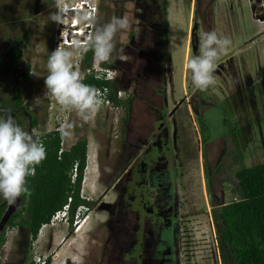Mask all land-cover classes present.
I'll use <instances>...</instances> for the list:
<instances>
[{
  "label": "rangeland",
  "instance_id": "374dc122",
  "mask_svg": "<svg viewBox=\"0 0 264 264\" xmlns=\"http://www.w3.org/2000/svg\"><path fill=\"white\" fill-rule=\"evenodd\" d=\"M147 1L138 7V0H97L98 23L113 16L130 21L127 31L116 34L114 53L123 49L126 56L117 66L116 80H132L128 86L133 99L123 138L112 136L107 114H96L82 125L95 127L105 147H116L110 160L99 156L103 181L113 185L106 191L109 198H91L85 234L90 243L86 259L77 264H218L209 209L237 196V168L264 160V0H171L166 45L160 41L158 0ZM55 10V0H0V50L12 37L29 31L19 62L2 60L0 118L9 110L17 123L21 120L17 111L23 108L11 104L9 90L15 79H21L23 97L38 121L27 127L29 113L23 111L26 118L19 125L31 133L58 121L47 112L44 94L47 60L53 51L54 22L48 15ZM137 12L144 15L142 23ZM130 31L134 43L129 41ZM207 31L231 43L217 62L215 84L200 91L191 83L186 63L200 54L201 36ZM76 58L72 62L78 67ZM181 80L186 84L183 90ZM168 85L170 95L174 92L171 100L176 99L173 106L180 102L173 122L182 128L177 126V135H172V130L162 127L145 137V123L139 121L150 116L156 125L161 123ZM66 121L81 126L75 113L68 114ZM129 140L144 144L132 163L138 145L129 146ZM111 163L116 167L104 170L103 165ZM5 202L0 264H28L37 256H49L43 264H75L53 256V250L37 244V237L30 241L25 227H6L3 218L15 205Z\"/></svg>",
  "mask_w": 264,
  "mask_h": 264
},
{
  "label": "trees",
  "instance_id": "16d2710c",
  "mask_svg": "<svg viewBox=\"0 0 264 264\" xmlns=\"http://www.w3.org/2000/svg\"><path fill=\"white\" fill-rule=\"evenodd\" d=\"M147 3V0H138L136 4L141 7ZM166 3L167 0H158L157 6L161 45L167 44ZM137 16L139 22L142 23L143 13L137 12ZM28 35L29 31L12 37L9 42L4 43L3 49L0 50V70L3 67V59L9 64L19 62L24 52L23 42L29 38ZM128 37L130 43L135 42L132 31L128 33ZM88 60L89 52L84 55L85 63H88ZM119 62L124 63L123 60H118L115 64L118 66ZM28 74L29 71L25 70L24 76L28 77ZM83 82L94 87L100 84L91 76H85ZM126 82L121 83L116 80L115 86L110 87L111 99L123 106V117L120 120L121 137L126 131L132 92L123 99H117L114 96V88L117 86L127 88L132 84V80L129 79ZM24 86L21 79H15L9 89L10 100L11 104L20 106L24 112L29 113L27 127L33 128L37 124V117L32 114V110L23 97ZM1 90L2 88H0V93ZM23 111H17L18 116L21 117L18 124L26 118ZM57 124L56 122L53 129L42 132L32 131L36 138L43 141L46 158L36 166V175L27 177V187L31 190V196L22 195L18 198L15 206L3 218V224L9 229L16 226L25 227L28 230L30 241L36 237L39 227L48 222L50 215L56 209L61 208L64 203L68 205L69 230L72 229L71 218L74 206L81 202L89 206L93 205L91 199L81 196L80 193L86 163V138H78L68 148L61 149ZM234 175L237 183V196L214 204L209 209L218 264H264V160L239 167L234 171ZM6 206L4 200L0 201V219ZM4 241L5 232L0 229V246ZM44 260L49 262V256H46ZM28 264H31V261Z\"/></svg>",
  "mask_w": 264,
  "mask_h": 264
},
{
  "label": "clouds",
  "instance_id": "9594fccd",
  "mask_svg": "<svg viewBox=\"0 0 264 264\" xmlns=\"http://www.w3.org/2000/svg\"><path fill=\"white\" fill-rule=\"evenodd\" d=\"M55 9L49 13L48 19L66 25L68 5L65 0H55ZM78 19L86 26H91L92 31L83 41L76 38L68 46L60 43L51 52L46 65L48 74L44 77L46 88L44 94L53 98L64 110L74 112L82 126L94 119L105 106L107 90L102 92L83 82L85 74L72 62L74 53L82 58L92 51L97 62L113 63L116 34L127 31L130 28V21L127 17L113 16L108 22L100 24L94 14H82ZM61 36L64 37V31L61 32ZM230 43L227 37H222L215 31L202 34L200 54L190 57L186 63L187 70L191 72V83L196 89L204 91L215 84L214 72L217 62ZM116 58L126 60L123 49ZM109 79H115V76H110ZM4 112V117L0 118V196L11 206L15 205L22 195L31 196V190L27 187V177L36 175V166L46 158V149L43 141L36 138L35 134L24 130L9 110ZM73 129L71 121H63L58 131L67 139L73 135ZM78 204L85 206L75 219L72 210L73 230H77L78 225H81L86 217L84 214H87L85 210L89 207L84 202ZM66 223L68 224V212Z\"/></svg>",
  "mask_w": 264,
  "mask_h": 264
},
{
  "label": "crops",
  "instance_id": "0c3cea01",
  "mask_svg": "<svg viewBox=\"0 0 264 264\" xmlns=\"http://www.w3.org/2000/svg\"><path fill=\"white\" fill-rule=\"evenodd\" d=\"M170 3H171V0H167V3H166V24H167L166 32L169 26V24L167 23V20H169V16H170V13H169L170 8H171ZM97 14L99 15L98 7H97ZM189 23H190V19H188L187 24H186V29H185L186 36L189 34L188 32ZM168 39L169 38H168V32H167V40ZM167 82H170V81L168 80ZM181 82H182L181 86L183 90L186 84L185 82L183 83L182 80ZM167 88H169L168 89L169 92H167V100H165L167 103H165V106H163L164 111L162 112L163 114L161 115V123L159 125H156L157 123L155 124L154 123L155 120L151 118L150 116H145V119L143 118L144 120L142 119L141 121H139V123H143V122L145 123V126L140 124L141 126H143L142 129L147 131L145 133V137L146 135L147 137L150 136L153 132L160 131V128L162 127H164L165 130L167 129L168 131L172 130V135L176 134L177 126L179 128L178 130L182 128L180 127V125H177L173 122V117L175 115L174 109L178 107L180 102L178 100L177 103L173 106V104L176 102L175 98H174L175 101L171 100V98H173L174 92L170 95L171 93L170 90H172V88H170L169 85L166 87V90ZM174 97H176V95ZM45 100L47 102V107H46L47 112L51 113L52 116L55 115L56 118L58 119L57 121L58 128L60 127L61 122L66 121L68 114L74 113V112H68L64 110L59 104L56 103V101L53 98H50L47 96ZM170 100H171L170 102L171 105L168 104ZM74 120H75V117H74ZM37 121H38V117H37ZM176 121L180 122L181 120H176ZM55 124L54 125L47 124V128L44 129L43 131L55 128L56 126ZM73 125H74L73 135L70 138L66 139L62 137L61 134L59 133L60 147L61 149L68 148L76 139L80 138V135H82L81 137L86 138V141H87L86 142V163L83 169L80 193H81V196H84L89 199L94 198V197H99L101 195L102 199L105 200L106 197L108 196L106 191L108 190L110 185H113V182L105 183L103 181V173L101 171L102 168H100L102 164L99 160V156L108 157L106 159L110 160L111 154L114 148L116 147V145L113 144L112 146L109 145L111 147H108V146L105 147V145H103L102 143L103 138L101 136V133H99L95 127H90V125L88 126L87 124H85V126L83 127L75 122L73 123ZM133 127L135 128V126ZM128 129H129V126H128ZM145 137L143 138L144 140L142 139L144 144L146 143ZM112 142H115V140ZM128 142H130V140ZM144 144H141L140 142L129 144V146L138 145V147L136 148L138 150L136 152V155L132 158L131 163L133 161L135 162L138 160L140 151L143 149ZM123 145H126V144L123 143ZM116 161H118V159ZM116 165L117 164H114V163L112 165L104 164L103 167H104V170L108 172L113 167L115 168ZM111 176H114V174L112 173ZM94 195H98V196H94ZM85 213H87V214H84L86 217L81 223L80 227L77 230H73V232L68 229V224L63 221H58L54 224H49V223L42 224L36 236L37 237L36 241H38L37 244H43V245L45 244L46 247L49 249V251L50 249L53 250V254H52L53 256L54 254L59 255L62 259L74 262L75 264H77L78 262H84L87 256L86 247L90 243L87 239H85V234L87 233L88 235L87 230H88V223L90 222V210L88 209L87 212ZM58 223L61 224L60 227L58 228L50 227V225H55Z\"/></svg>",
  "mask_w": 264,
  "mask_h": 264
},
{
  "label": "built area",
  "instance_id": "2783aa9c",
  "mask_svg": "<svg viewBox=\"0 0 264 264\" xmlns=\"http://www.w3.org/2000/svg\"><path fill=\"white\" fill-rule=\"evenodd\" d=\"M68 5L67 11V23L66 25L58 24L54 22L53 30V41L52 50H55L57 46L62 43L64 46L71 44L73 39L79 38L83 41L87 35L92 31L91 26H86L81 23L78 17L82 14H94L97 17V0H65ZM64 31V37L61 36V32ZM66 42V43H65ZM120 53L115 54L113 52V58L115 59L113 63H99L96 61L93 52L89 51L88 63H85L84 56L81 58L78 54L75 63L78 64V68L81 70L85 76H91L93 79L100 82V84L95 87L102 92L106 91V103L105 106L100 109L97 113L98 115L107 114L110 120V132L113 137H117L121 133V118L123 117V106L121 103H115L110 97V87L115 86V81L118 74L116 61L120 60L116 58ZM77 66V65H76ZM115 76V79H109L110 76ZM130 87L123 88L117 86L114 88V96L117 99H123L130 93ZM69 200V197H68ZM83 204H77L73 209V217L77 218ZM67 212L68 205L64 203L61 208L56 209L49 217V224H54L57 221L67 222ZM45 262L44 257L40 256L34 258L31 264H43Z\"/></svg>",
  "mask_w": 264,
  "mask_h": 264
}]
</instances>
